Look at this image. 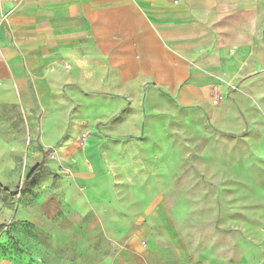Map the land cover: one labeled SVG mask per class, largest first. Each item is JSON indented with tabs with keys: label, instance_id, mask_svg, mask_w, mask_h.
<instances>
[{
	"label": "crops",
	"instance_id": "obj_1",
	"mask_svg": "<svg viewBox=\"0 0 264 264\" xmlns=\"http://www.w3.org/2000/svg\"><path fill=\"white\" fill-rule=\"evenodd\" d=\"M245 4L0 0V125L20 126V138L29 139L25 170L44 161L25 191L37 212L28 218L40 231L69 239L97 230L110 217L97 210L102 191L109 198L124 190L130 168L144 187L145 168L161 160L150 144H161L154 153L164 152V141L172 145L176 121L200 173L207 178L229 165L231 184L222 193L252 197L250 224L234 214V224L221 228H242L245 236L251 228L252 242L264 239V185L249 180L264 184V28L251 22L233 39L223 24ZM164 159L171 162L169 153ZM240 163L257 177L242 166L245 177L236 176ZM158 202L156 193L147 205ZM162 216L169 218L166 209L151 220ZM225 233L217 231L221 239ZM218 254L209 261L223 263Z\"/></svg>",
	"mask_w": 264,
	"mask_h": 264
},
{
	"label": "rangeland",
	"instance_id": "obj_2",
	"mask_svg": "<svg viewBox=\"0 0 264 264\" xmlns=\"http://www.w3.org/2000/svg\"><path fill=\"white\" fill-rule=\"evenodd\" d=\"M244 1V10L223 21L226 30L235 33L233 39H238L241 29L249 27L251 22L264 28V0ZM214 101L213 105L217 104V99ZM161 124V120H157L155 131L162 128ZM171 124L172 145L163 143L167 150L158 149L154 153L161 144H150L149 153L161 160L156 161L155 169L145 168V174H150L145 186L141 184L145 179L136 169L130 168L124 186L119 187L124 190L117 189V194L114 189L113 197L109 198L104 197L102 191L97 199L99 213H107L110 217L105 215L106 220L99 223L97 230L80 229L75 233L77 237L69 239H53L28 218L37 213L32 208L33 195H27V188L23 186L30 174L25 170V154L30 149V141L27 137L20 138V126L12 132L1 124L0 264H264V239H260L261 243L252 242L251 228L247 229L248 237L242 228H221L222 224H234V214L249 222L253 206L250 207L246 200L252 197L243 193L235 197L222 193L231 184L229 165L214 176L202 175L196 166L197 157L192 152L189 158L182 148L184 141L176 129L178 122ZM23 132L26 135L25 130ZM13 133H17L16 138L8 137ZM165 152L169 153L170 163H164ZM240 166L245 170L249 168V174L257 177L254 169L244 163L235 165L236 176L245 177ZM263 170L261 166L258 174ZM216 176L219 181L215 180ZM249 180L255 186L264 185L258 178ZM121 191L134 199L128 202ZM156 193L161 202L149 207L147 204ZM81 208L84 211L86 207ZM158 209H166L169 218L162 216L157 222L151 220ZM161 219L163 226L159 227ZM142 224H147L146 232L140 230ZM217 231L226 232V237L221 239ZM221 251L223 254L218 256L226 259L223 263L209 261Z\"/></svg>",
	"mask_w": 264,
	"mask_h": 264
},
{
	"label": "trees",
	"instance_id": "obj_3",
	"mask_svg": "<svg viewBox=\"0 0 264 264\" xmlns=\"http://www.w3.org/2000/svg\"><path fill=\"white\" fill-rule=\"evenodd\" d=\"M43 164H44V161L40 162V163L37 165V167H35V168L33 169V172L30 173V174L28 175V177L26 178V181L23 183V186H24L25 188H27L29 185H31L32 182L37 178V176L39 175V173H40V169H41V167L43 166ZM0 188H3V185H2L1 182H0Z\"/></svg>",
	"mask_w": 264,
	"mask_h": 264
},
{
	"label": "built area",
	"instance_id": "obj_4",
	"mask_svg": "<svg viewBox=\"0 0 264 264\" xmlns=\"http://www.w3.org/2000/svg\"><path fill=\"white\" fill-rule=\"evenodd\" d=\"M14 2H15V3H17V2L21 3V0H14Z\"/></svg>",
	"mask_w": 264,
	"mask_h": 264
}]
</instances>
